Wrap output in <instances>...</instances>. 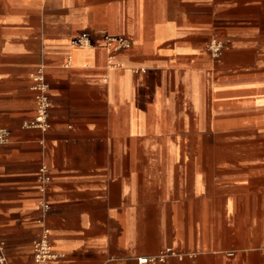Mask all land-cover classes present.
Wrapping results in <instances>:
<instances>
[{
  "label": "crops",
  "instance_id": "0c3cea01",
  "mask_svg": "<svg viewBox=\"0 0 264 264\" xmlns=\"http://www.w3.org/2000/svg\"><path fill=\"white\" fill-rule=\"evenodd\" d=\"M0 127L8 264H264V0H0Z\"/></svg>",
  "mask_w": 264,
  "mask_h": 264
},
{
  "label": "built area",
  "instance_id": "2783aa9c",
  "mask_svg": "<svg viewBox=\"0 0 264 264\" xmlns=\"http://www.w3.org/2000/svg\"><path fill=\"white\" fill-rule=\"evenodd\" d=\"M109 44H113L115 49H123L131 46L132 42L125 36H109L107 38ZM75 45L85 46L90 44L88 35L84 34L77 41ZM210 53L219 58L224 49V41L218 36H213L208 45ZM32 89L35 91V98L37 103L36 115L23 122L24 128H38L42 131H47L51 127L50 121V109L52 107V101L49 94V83L46 77V70L44 65H39L38 68L31 74ZM10 130L7 127H0V144L7 143L10 139ZM43 142V140L41 141ZM40 178L43 184H47L51 181V175L48 172L47 165H42L40 169ZM50 204L45 202L44 209L47 211ZM34 259L38 264H46L49 261L57 259L60 255L56 253L50 241V228L44 226L41 235L35 239L33 243ZM170 256H180L182 253H177L174 248L167 247L160 253L138 257V261L141 264L164 261ZM0 264H8V258L6 255V241L0 232Z\"/></svg>",
  "mask_w": 264,
  "mask_h": 264
}]
</instances>
